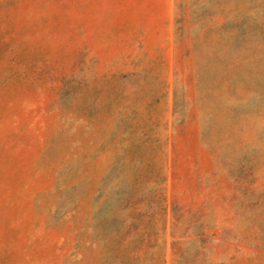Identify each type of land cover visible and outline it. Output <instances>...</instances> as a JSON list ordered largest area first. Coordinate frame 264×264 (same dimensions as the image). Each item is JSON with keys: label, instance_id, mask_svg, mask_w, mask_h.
I'll return each instance as SVG.
<instances>
[{"label": "rangeland", "instance_id": "374dc122", "mask_svg": "<svg viewBox=\"0 0 264 264\" xmlns=\"http://www.w3.org/2000/svg\"><path fill=\"white\" fill-rule=\"evenodd\" d=\"M0 264H264V0H0Z\"/></svg>", "mask_w": 264, "mask_h": 264}]
</instances>
